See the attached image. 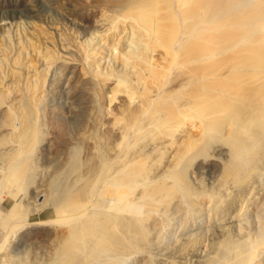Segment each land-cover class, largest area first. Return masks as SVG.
<instances>
[{
    "label": "bare ground",
    "instance_id": "1",
    "mask_svg": "<svg viewBox=\"0 0 264 264\" xmlns=\"http://www.w3.org/2000/svg\"><path fill=\"white\" fill-rule=\"evenodd\" d=\"M108 1L119 8L107 30L126 71L113 86L123 102L103 148L36 173L38 127L28 117L45 100L43 79L26 76L19 111L0 84L10 132L0 136L1 247L11 242L0 264H155L171 232L187 230L189 250L204 214L220 232L206 264H264V0ZM99 44L88 50L97 54ZM17 66L32 65L24 58ZM211 170L206 187L202 173ZM34 186L62 217L25 220L29 196L15 197ZM39 235L49 249L31 259L15 251Z\"/></svg>",
    "mask_w": 264,
    "mask_h": 264
},
{
    "label": "rangeland",
    "instance_id": "2",
    "mask_svg": "<svg viewBox=\"0 0 264 264\" xmlns=\"http://www.w3.org/2000/svg\"><path fill=\"white\" fill-rule=\"evenodd\" d=\"M118 10V6L108 0H0V59L7 57V62L0 64L1 72L6 75L0 84L10 92L12 108L17 111L20 109L22 89L28 74L37 81L43 79L41 84L45 100L35 117H28V120L35 121L40 139L33 153L36 173L41 169L58 172L73 155L84 161L90 147L103 148L107 143V124L113 113L117 112L116 106L123 102V93L115 91L116 94L113 86L117 77L126 71L120 62L123 49L115 43L116 36L107 30L110 25L116 28L112 19L120 14ZM108 13L111 15L108 16ZM98 42L100 51L97 54L94 50H88ZM36 47L43 53H49L54 58L53 63L45 65ZM24 58L33 68L28 66L22 72L17 62ZM14 71L19 74L22 72L20 80L13 78ZM16 115L17 118L21 117ZM7 122V117H0V136L6 135L3 138L10 134ZM12 133L16 135L18 131L13 130ZM215 174L213 170L202 173L206 187ZM29 188L25 194L20 192L15 197L28 199L29 196V204L23 207L27 209L26 221H45L63 216L58 205L51 203L49 206L50 202H45L43 190L34 192L35 186ZM34 197L38 202L32 199ZM199 201L206 206L204 201ZM7 210L8 207L4 206L3 211ZM203 216L200 225L197 223L198 226L188 232L195 233L192 244L189 243V250L185 238L188 236L187 230L184 233L173 231L178 232L177 237L171 232L173 238L164 237L166 246L163 250L152 251V255L156 256L155 264H170V261L174 264H206L215 254V240L220 238V232L207 214ZM62 229L58 230L61 232ZM1 233L0 249H11L8 240L1 247ZM29 242L20 241L15 251L19 255L24 252L23 255L31 259L35 252L50 248V241L46 239L40 242V235L35 242Z\"/></svg>",
    "mask_w": 264,
    "mask_h": 264
}]
</instances>
